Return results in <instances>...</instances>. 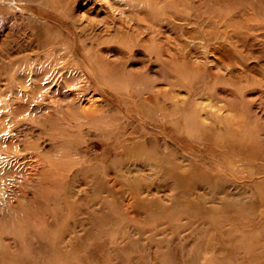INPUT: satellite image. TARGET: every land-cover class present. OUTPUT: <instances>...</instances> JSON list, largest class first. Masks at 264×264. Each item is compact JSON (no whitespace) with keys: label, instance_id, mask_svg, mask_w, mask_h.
<instances>
[{"label":"rangeland","instance_id":"1","mask_svg":"<svg viewBox=\"0 0 264 264\" xmlns=\"http://www.w3.org/2000/svg\"><path fill=\"white\" fill-rule=\"evenodd\" d=\"M263 67L264 0H0V264H264Z\"/></svg>","mask_w":264,"mask_h":264},{"label":"bare ground","instance_id":"2","mask_svg":"<svg viewBox=\"0 0 264 264\" xmlns=\"http://www.w3.org/2000/svg\"><path fill=\"white\" fill-rule=\"evenodd\" d=\"M78 1V0H77ZM210 1V0H209ZM33 17H34V14L32 15ZM175 16V15H174ZM67 17H69V16H67ZM39 22H36V21H33L34 22V24H33V27H35V30L37 29L38 30V32H37V34H40V33H43V32H45V33H47V35L49 34V35H52V36H50V38H52L53 37V39L55 38V35H56V37L58 38V40H62L63 42H65L64 41V39L65 38H69V37H71V34L69 33V30H67L65 27H63V28H59V29H55V28H53L52 26H50V25H48V24H46L45 23V18H43V17H38V18H36ZM188 19V18H187ZM59 25V24H58ZM213 28V27H212ZM64 32V33H63ZM206 32V31H205ZM225 36V35H224ZM223 36V37H224ZM49 37V36H48ZM70 40H71V38H70ZM53 41V40H52ZM55 41H53L51 44H53ZM63 42H62V44H63ZM232 42V41H231ZM230 43V42H229ZM57 46V45H56ZM63 46H66V42L63 44ZM74 49V48H73ZM214 49V48H213ZM212 53V52H211ZM74 54L77 56V53H76V50H74ZM217 56V55H216ZM219 57H222V55H220ZM238 57V56H237ZM240 60V59H239ZM232 62V61H231ZM86 65V64H85ZM109 66V65H108ZM89 67V66H88ZM264 68V67H263ZM89 69H91V68H89ZM46 70V69H45ZM89 73H90V76H91V78L93 79V82L94 83H96V84H98V83H100V81H99V77H100V75H99V73L98 72H96V71H94V70H89ZM37 74V73H36ZM84 75V74H83ZM85 77V76H84ZM22 79H24V77H22ZM21 79V80H22ZM56 81V80H55ZM93 82H92V80H90V79H88V80H83L82 81V83H84V87L85 88H89V87H92V84H93ZM52 84H54V83H52ZM81 85V84H80ZM83 86V85H82ZM83 90V89H82ZM85 90V89H84ZM88 92V91H87ZM85 94V93H84ZM117 95H119V94H117ZM122 97V96H121ZM71 98H72V100L73 101H76L77 102V99H76V97H75V95L74 94H72L71 95ZM82 101V100H81ZM108 101V100H107ZM100 102V101H99ZM98 103V102H97ZM113 107V106H112ZM108 108V107H107ZM129 113V112H128ZM87 114V113H86ZM111 116V115H110ZM224 118V117H223ZM173 162V161H172ZM174 164V163H173ZM164 166V165H163ZM180 166V165H179ZM167 168V167H166ZM179 181V180H178ZM184 181V179L182 178V179H180V182H183Z\"/></svg>","mask_w":264,"mask_h":264}]
</instances>
